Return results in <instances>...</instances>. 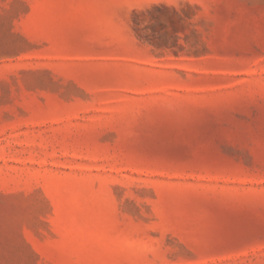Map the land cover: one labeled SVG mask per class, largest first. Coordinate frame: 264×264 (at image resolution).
I'll use <instances>...</instances> for the list:
<instances>
[{
	"label": "rangeland",
	"instance_id": "1",
	"mask_svg": "<svg viewBox=\"0 0 264 264\" xmlns=\"http://www.w3.org/2000/svg\"><path fill=\"white\" fill-rule=\"evenodd\" d=\"M0 264H264V0H0Z\"/></svg>",
	"mask_w": 264,
	"mask_h": 264
}]
</instances>
